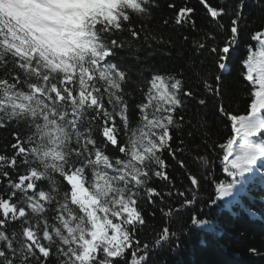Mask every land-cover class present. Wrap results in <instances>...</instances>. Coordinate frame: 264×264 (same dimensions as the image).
<instances>
[{
	"label": "snow or ice",
	"instance_id": "6c2138e0",
	"mask_svg": "<svg viewBox=\"0 0 264 264\" xmlns=\"http://www.w3.org/2000/svg\"><path fill=\"white\" fill-rule=\"evenodd\" d=\"M258 175L264 0H0V264H194Z\"/></svg>",
	"mask_w": 264,
	"mask_h": 264
},
{
	"label": "trees",
	"instance_id": "16d2710c",
	"mask_svg": "<svg viewBox=\"0 0 264 264\" xmlns=\"http://www.w3.org/2000/svg\"><path fill=\"white\" fill-rule=\"evenodd\" d=\"M233 107L240 113L244 112L245 103L243 100H237ZM223 127V125H221ZM261 188L264 185L261 184L260 175H258L252 182L251 188ZM258 192L257 195L247 191L244 195H241V202L245 205L252 200L256 209L264 210V194ZM241 221L230 223L229 231L226 235L224 244L227 248L226 251L220 248V245L214 244L218 247L210 251V249L201 248L199 250H190L188 259L194 264L198 262H210V264H250L249 257L245 254V250L249 246H261L264 243V217L249 218L247 214L241 213ZM220 248V249H219ZM232 255V256H230Z\"/></svg>",
	"mask_w": 264,
	"mask_h": 264
},
{
	"label": "bare ground",
	"instance_id": "6f19581e",
	"mask_svg": "<svg viewBox=\"0 0 264 264\" xmlns=\"http://www.w3.org/2000/svg\"><path fill=\"white\" fill-rule=\"evenodd\" d=\"M260 191L259 188H252V193L257 195V193ZM261 192V191H260ZM252 193L250 195H252ZM242 206L240 205L239 208H233L232 210H225V209H219L217 210V213L218 215H221L224 219H225V222L228 224V226L230 225V223L232 224V221L233 222H238V221H241V213H242ZM225 241V240H224ZM214 244H217V245H220V248L221 249H224V251L227 250L224 244V242H220V243H216V242H212V244L207 248L208 250L210 249V251H215L213 249L217 248L216 246H214ZM201 247L195 242L193 241L192 242V245H191V250H199ZM219 248V249H220ZM232 256V255H230Z\"/></svg>",
	"mask_w": 264,
	"mask_h": 264
}]
</instances>
